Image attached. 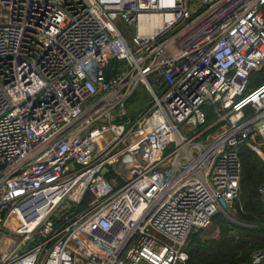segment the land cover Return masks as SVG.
<instances>
[{"label": "built area", "instance_id": "built-area-1", "mask_svg": "<svg viewBox=\"0 0 264 264\" xmlns=\"http://www.w3.org/2000/svg\"><path fill=\"white\" fill-rule=\"evenodd\" d=\"M263 67L264 0H0V264H185L264 161Z\"/></svg>", "mask_w": 264, "mask_h": 264}, {"label": "trees", "instance_id": "trees-1", "mask_svg": "<svg viewBox=\"0 0 264 264\" xmlns=\"http://www.w3.org/2000/svg\"><path fill=\"white\" fill-rule=\"evenodd\" d=\"M118 66L119 63L112 60L107 72L111 73ZM263 82L264 67L250 76L249 89ZM239 156L242 171L238 199L232 207L235 222L217 213L211 219L217 228L216 235L205 236L204 229L190 234L185 264H246L254 251L264 248V209L259 196L264 162L246 146L241 147Z\"/></svg>", "mask_w": 264, "mask_h": 264}, {"label": "rangeland", "instance_id": "rangeland-1", "mask_svg": "<svg viewBox=\"0 0 264 264\" xmlns=\"http://www.w3.org/2000/svg\"><path fill=\"white\" fill-rule=\"evenodd\" d=\"M198 2H199V0H188V4L190 7H195L198 4ZM117 26L119 27V29L123 30V32L127 35V37L133 36V33H134V26L133 25H129L127 27L126 25H123L122 23L118 22ZM121 58H124V57H121ZM149 81L151 82L150 78H149ZM152 87H153V90L159 95L160 91L158 90V88L153 83H152ZM151 103H152V96H151L150 92L143 85H141V84L138 85L136 88V92H135L134 96L131 98V100L127 104L128 115L132 116V115H135L142 110H145L146 108H148L151 105ZM213 118H214V116L212 115L211 119H213ZM181 132H183V133L186 132V134H190L185 129H181ZM90 200H91V195H90V193H88L86 195L84 201H83L82 207H84ZM219 213L235 222V220L233 218V213H234L233 208L226 210L224 213L223 212H219ZM202 231H203V235H205V236H208L211 233H212V235L214 233L216 235L217 234V228L215 227L214 221L211 220L208 227ZM0 240H1V236H0ZM187 242L189 243V241H187ZM188 243L186 244V248H187Z\"/></svg>", "mask_w": 264, "mask_h": 264}, {"label": "water", "instance_id": "water-1", "mask_svg": "<svg viewBox=\"0 0 264 264\" xmlns=\"http://www.w3.org/2000/svg\"><path fill=\"white\" fill-rule=\"evenodd\" d=\"M176 264H183V263L178 262ZM257 264H264V258L259 263H257Z\"/></svg>", "mask_w": 264, "mask_h": 264}]
</instances>
